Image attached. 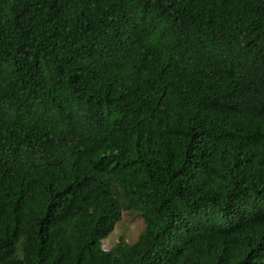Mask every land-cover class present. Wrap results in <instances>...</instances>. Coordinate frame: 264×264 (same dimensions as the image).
Here are the masks:
<instances>
[{"label": "trees", "instance_id": "trees-1", "mask_svg": "<svg viewBox=\"0 0 264 264\" xmlns=\"http://www.w3.org/2000/svg\"><path fill=\"white\" fill-rule=\"evenodd\" d=\"M0 264H264V0H0Z\"/></svg>", "mask_w": 264, "mask_h": 264}, {"label": "rangeland", "instance_id": "rangeland-1", "mask_svg": "<svg viewBox=\"0 0 264 264\" xmlns=\"http://www.w3.org/2000/svg\"><path fill=\"white\" fill-rule=\"evenodd\" d=\"M144 228L145 221L138 211L124 210L122 218L114 230L103 239V247L109 250L122 240L127 243H134Z\"/></svg>", "mask_w": 264, "mask_h": 264}]
</instances>
